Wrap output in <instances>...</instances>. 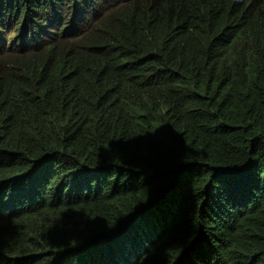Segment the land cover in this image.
I'll list each match as a JSON object with an SVG mask.
<instances>
[{
  "label": "trees",
  "instance_id": "16d2710c",
  "mask_svg": "<svg viewBox=\"0 0 264 264\" xmlns=\"http://www.w3.org/2000/svg\"><path fill=\"white\" fill-rule=\"evenodd\" d=\"M0 264H264V0H0Z\"/></svg>",
  "mask_w": 264,
  "mask_h": 264
},
{
  "label": "clouds",
  "instance_id": "9594fccd",
  "mask_svg": "<svg viewBox=\"0 0 264 264\" xmlns=\"http://www.w3.org/2000/svg\"><path fill=\"white\" fill-rule=\"evenodd\" d=\"M123 228H124V227H123ZM123 228H122V229H123Z\"/></svg>",
  "mask_w": 264,
  "mask_h": 264
}]
</instances>
